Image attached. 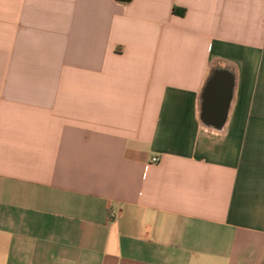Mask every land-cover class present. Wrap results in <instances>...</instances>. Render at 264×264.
I'll use <instances>...</instances> for the list:
<instances>
[{
	"label": "crops",
	"instance_id": "obj_1",
	"mask_svg": "<svg viewBox=\"0 0 264 264\" xmlns=\"http://www.w3.org/2000/svg\"><path fill=\"white\" fill-rule=\"evenodd\" d=\"M0 264H264V0H0Z\"/></svg>",
	"mask_w": 264,
	"mask_h": 264
},
{
	"label": "water",
	"instance_id": "obj_2",
	"mask_svg": "<svg viewBox=\"0 0 264 264\" xmlns=\"http://www.w3.org/2000/svg\"><path fill=\"white\" fill-rule=\"evenodd\" d=\"M217 79H214L212 82H211V89H209L208 93L206 94V103H207V106L209 108H212V110H214V107H215V110H217V102H218V99L221 95V93L217 90L216 92H213L211 91L214 86H218L217 82H216ZM220 94V95H219ZM217 108V109H216ZM209 117L215 119L217 122L219 121V119H221V115H219L218 113L216 114H213L212 116L209 115Z\"/></svg>",
	"mask_w": 264,
	"mask_h": 264
},
{
	"label": "trees",
	"instance_id": "obj_3",
	"mask_svg": "<svg viewBox=\"0 0 264 264\" xmlns=\"http://www.w3.org/2000/svg\"><path fill=\"white\" fill-rule=\"evenodd\" d=\"M172 13H173L174 15H178V16H180V17L184 16V10H182V9L173 8ZM209 82H210V81L207 82V84H206V86H205V89L207 88Z\"/></svg>",
	"mask_w": 264,
	"mask_h": 264
},
{
	"label": "built area",
	"instance_id": "obj_4",
	"mask_svg": "<svg viewBox=\"0 0 264 264\" xmlns=\"http://www.w3.org/2000/svg\"><path fill=\"white\" fill-rule=\"evenodd\" d=\"M159 161V158L158 157H154L153 159H152V162L153 163H156V162H158Z\"/></svg>",
	"mask_w": 264,
	"mask_h": 264
}]
</instances>
